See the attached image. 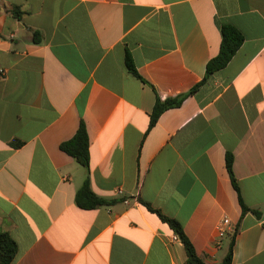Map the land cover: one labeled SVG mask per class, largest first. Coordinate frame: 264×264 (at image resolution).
<instances>
[{
  "label": "crops",
  "instance_id": "0c3cea01",
  "mask_svg": "<svg viewBox=\"0 0 264 264\" xmlns=\"http://www.w3.org/2000/svg\"><path fill=\"white\" fill-rule=\"evenodd\" d=\"M224 24L245 40L205 78ZM183 94L150 125L158 97ZM82 120L92 189L113 201L94 209L77 204L86 170L61 149ZM146 203L206 264L231 245V264H264V0H0V229L14 264H186Z\"/></svg>",
  "mask_w": 264,
  "mask_h": 264
},
{
  "label": "trees",
  "instance_id": "16d2710c",
  "mask_svg": "<svg viewBox=\"0 0 264 264\" xmlns=\"http://www.w3.org/2000/svg\"><path fill=\"white\" fill-rule=\"evenodd\" d=\"M11 12L16 16L21 18L24 14V11L19 6H14L11 8ZM222 32V44L220 53L212 58L207 64V75L205 78H208L213 72L220 70L226 67L233 56L237 53L241 45L245 40V36L240 29L232 24H224L221 29ZM33 39L35 42H41L42 35L41 32L36 30L33 34ZM125 63L129 71L134 75L141 77L136 64L134 62L133 56L129 50H127ZM196 89L193 88L191 92ZM187 94L180 95L178 97L168 98L166 100H161L159 97L157 99L154 111L151 117L150 125L153 126L157 123L159 116L162 112L170 107L179 106L183 103ZM14 145L20 146L22 142H15ZM90 145L91 140L89 132L87 130L86 123L82 120L76 134L69 140L64 141L61 144V149L74 157L76 161L81 164L86 170V176L82 186L78 189L76 194L77 204L85 209H94L99 206L109 205L113 201L107 198L97 195L91 186L90 178ZM227 169L230 173L234 186L239 190L237 179L233 171V162L234 157L232 153L227 154ZM241 205L243 208V213L248 211L254 212L256 215H260L258 209H253L247 206L242 197L240 196ZM148 207L157 212L160 217L168 222L173 228L176 234L180 237L183 242L187 254L186 264H206L197 254L195 247L187 234L184 231L182 224L165 214L160 210L154 209L149 203H146ZM18 252V245L15 239L4 230L0 229V264H14L15 257ZM233 255V245H231L228 254L224 258L222 264H231Z\"/></svg>",
  "mask_w": 264,
  "mask_h": 264
},
{
  "label": "built area",
  "instance_id": "2783aa9c",
  "mask_svg": "<svg viewBox=\"0 0 264 264\" xmlns=\"http://www.w3.org/2000/svg\"><path fill=\"white\" fill-rule=\"evenodd\" d=\"M119 194H123V190H118ZM232 225L230 219L228 217H224L220 220L217 224V234L220 238H223L229 231H231ZM181 240L178 234H175L171 237V241H178Z\"/></svg>",
  "mask_w": 264,
  "mask_h": 264
}]
</instances>
